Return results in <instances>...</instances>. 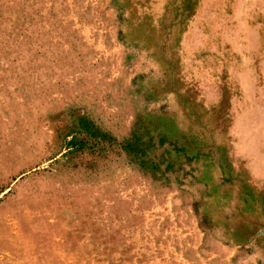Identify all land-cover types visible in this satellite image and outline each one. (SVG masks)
Returning a JSON list of instances; mask_svg holds the SVG:
<instances>
[{
    "label": "rangeland",
    "instance_id": "rangeland-1",
    "mask_svg": "<svg viewBox=\"0 0 264 264\" xmlns=\"http://www.w3.org/2000/svg\"><path fill=\"white\" fill-rule=\"evenodd\" d=\"M0 264H264V0H0Z\"/></svg>",
    "mask_w": 264,
    "mask_h": 264
},
{
    "label": "trees",
    "instance_id": "trees-1",
    "mask_svg": "<svg viewBox=\"0 0 264 264\" xmlns=\"http://www.w3.org/2000/svg\"><path fill=\"white\" fill-rule=\"evenodd\" d=\"M91 133H92V137L95 138V140H93L95 143V145H97L98 147L102 146V149L107 148V147H111V145H113V140L111 138H107L104 135L99 134L97 131L93 130L92 128L90 129ZM142 144H139L137 141L135 140H131L129 143L127 144H122L121 145V149H124L126 151H128L129 153H131V155L133 157H141L143 155L142 152Z\"/></svg>",
    "mask_w": 264,
    "mask_h": 264
}]
</instances>
